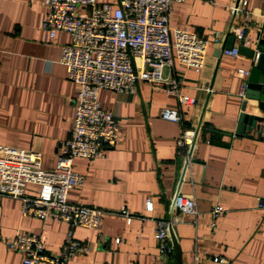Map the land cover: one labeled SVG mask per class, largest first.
I'll return each instance as SVG.
<instances>
[{
  "label": "crops",
  "instance_id": "1",
  "mask_svg": "<svg viewBox=\"0 0 264 264\" xmlns=\"http://www.w3.org/2000/svg\"><path fill=\"white\" fill-rule=\"evenodd\" d=\"M236 1H175L169 24L201 36L212 29L226 34ZM250 9L257 16L244 41L226 35L221 44L210 43L199 71L177 64L182 92L195 104H180L176 95L147 82L131 95L100 91L102 106L118 114L120 138L103 159L75 158L86 182L70 190L69 199L115 212L106 213L99 228H75L90 250L68 264H175V257L160 256L155 220L143 216L168 219L177 193L195 197L200 211L196 223L191 214L171 215L184 264H193L196 249L198 264H264V210L258 207L264 197V138L258 132L264 109L240 94L254 59L239 52L218 56L232 36L234 47L256 48L264 40V0H250ZM48 11L49 0H0V144L41 152L44 167L52 168L59 142L74 126L77 85L60 62L61 47L71 38L61 31L50 38L42 27ZM165 107L179 109L184 121L163 118ZM242 112L262 119L252 130L238 131ZM185 128L197 131L190 162L179 146ZM148 198L153 212L146 210ZM216 204L226 213L214 222ZM68 230L65 221L24 216L19 199L0 194V264H21L8 245L16 233L40 235L47 252L56 254Z\"/></svg>",
  "mask_w": 264,
  "mask_h": 264
},
{
  "label": "built area",
  "instance_id": "2",
  "mask_svg": "<svg viewBox=\"0 0 264 264\" xmlns=\"http://www.w3.org/2000/svg\"><path fill=\"white\" fill-rule=\"evenodd\" d=\"M175 1L181 0H118L116 4L49 0L43 29L50 38L60 31L71 38L61 47L60 62L65 65L68 78L77 85L74 126L68 138L59 142L52 168L44 167L41 152L0 144V194L19 199L24 216L65 221L69 230L56 254L47 252L45 242L36 233L18 232L9 237V248L21 255V264H68L71 258L88 253V244L75 236V228H99L104 215L115 212L69 199L70 190L82 188L86 182L85 175L75 170V158L103 159L120 138L118 114L102 106L100 91L131 95L138 91L140 82H147L176 95L180 104H195L194 97L182 92L184 79L175 73L177 64L201 70L210 43L221 44L226 35L244 41L257 16L250 9V0H237L230 6L227 33L212 29L207 36H201L187 28L170 26L169 14ZM260 16L264 19V13ZM222 54L237 55L238 45L231 50L222 49ZM246 89L245 83L240 93L244 99ZM162 116L184 121L181 111L171 107H165ZM258 130L264 138V127ZM196 136V129L185 128L179 138L187 162L193 158ZM30 185L35 188L33 192ZM154 206L152 198H148L146 210L153 212ZM258 207L264 210V197L258 198ZM169 208L170 216L174 212L191 214L195 223L200 216L196 198L181 193H177ZM121 213L132 216L126 209ZM210 213L215 222L226 209L216 204ZM143 217L155 220L160 256L173 258L172 218ZM200 259L196 249L193 264ZM219 260L227 262L223 257Z\"/></svg>",
  "mask_w": 264,
  "mask_h": 264
},
{
  "label": "water",
  "instance_id": "3",
  "mask_svg": "<svg viewBox=\"0 0 264 264\" xmlns=\"http://www.w3.org/2000/svg\"><path fill=\"white\" fill-rule=\"evenodd\" d=\"M235 38L230 37L229 43L223 45L218 51V56L221 55L222 49H232L234 47ZM238 52L254 59V65L250 70L247 89H246V99H251L258 101L259 107L264 109V40H261L260 44L256 48H247L245 46H239ZM247 101H244L243 110H245ZM260 116L251 115L242 112L240 115V124L238 126V131L245 132V129L252 130L253 127L257 125V122L261 120ZM247 123L249 126L247 127ZM169 216L168 218H170ZM170 235L172 243L175 249L174 257L175 264H184L183 254L181 246L175 235L173 226L170 227Z\"/></svg>",
  "mask_w": 264,
  "mask_h": 264
}]
</instances>
